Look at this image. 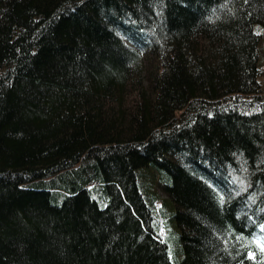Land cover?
Wrapping results in <instances>:
<instances>
[{
	"label": "trees",
	"instance_id": "16d2710c",
	"mask_svg": "<svg viewBox=\"0 0 264 264\" xmlns=\"http://www.w3.org/2000/svg\"><path fill=\"white\" fill-rule=\"evenodd\" d=\"M261 79L264 0H0V264H264Z\"/></svg>",
	"mask_w": 264,
	"mask_h": 264
},
{
	"label": "rangeland",
	"instance_id": "374dc122",
	"mask_svg": "<svg viewBox=\"0 0 264 264\" xmlns=\"http://www.w3.org/2000/svg\"><path fill=\"white\" fill-rule=\"evenodd\" d=\"M261 81H262V83L264 84V80L261 79ZM159 194H160V196H161L162 198H165V197H166V195H165L164 193H162L161 191H159ZM163 220H164V218H163ZM162 233H163V235H164V238H165L166 240L170 241V239H171V238H170L171 235H170V234H167V233H164V232H162ZM169 243H170V242H169ZM172 248H173V249L176 248L175 243L173 244ZM180 256H181L180 254L176 253V257H177V258H179Z\"/></svg>",
	"mask_w": 264,
	"mask_h": 264
}]
</instances>
